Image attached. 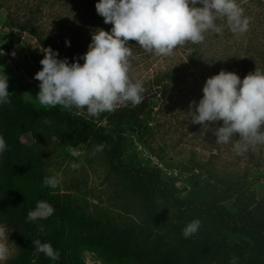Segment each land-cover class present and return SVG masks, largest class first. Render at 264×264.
Listing matches in <instances>:
<instances>
[{
    "label": "rangeland",
    "instance_id": "rangeland-1",
    "mask_svg": "<svg viewBox=\"0 0 264 264\" xmlns=\"http://www.w3.org/2000/svg\"><path fill=\"white\" fill-rule=\"evenodd\" d=\"M98 2L0 0V73L8 77L10 94L20 93L38 110L53 109L40 106L35 98L40 82L34 76L42 70V50L51 47L58 59L67 58L70 64L82 57L93 31L112 28L97 14ZM244 2L236 0L240 7ZM248 11L261 51L264 0H255ZM223 22L216 21L221 33L209 30L203 43L187 42L171 56L157 57L129 41L130 76L133 82H143L145 110L128 103L97 119L86 108L69 111L58 105L60 111L94 125L96 137L43 120L20 139L36 156L42 185L45 177L60 179L56 188L44 187L54 213L36 222L59 247L64 264H232L233 258L236 264H264V164L248 168L233 151L238 137L228 144L215 142L214 131L222 122L194 125L188 113L190 102L198 104L202 98L206 80L232 70L237 59L233 32L230 36ZM78 62L83 65L84 60ZM157 76L164 79L165 88L154 86ZM106 138H111L110 144ZM101 144L103 150L92 155ZM69 145L81 156H71ZM257 148L264 154V145ZM81 160L84 163L73 170L71 163ZM4 169L3 152L0 227L8 234L9 252L0 264H57L44 254H32L28 234L16 227V210L1 192ZM138 169L174 186L182 199L208 203L224 215L187 206L153 211L144 202L143 182L133 176ZM156 199L160 205L161 196ZM197 219V233L184 238L183 229Z\"/></svg>",
    "mask_w": 264,
    "mask_h": 264
},
{
    "label": "clouds",
    "instance_id": "clouds-1",
    "mask_svg": "<svg viewBox=\"0 0 264 264\" xmlns=\"http://www.w3.org/2000/svg\"><path fill=\"white\" fill-rule=\"evenodd\" d=\"M199 5V6H197ZM96 12L105 24L112 25L110 32L96 29L91 34L88 51L76 62L67 58L58 59V52L51 47L44 48L40 61L42 70L34 79L39 81V92L35 98L44 108L58 105L71 111L86 108L91 117L99 119L103 113H111L119 106L131 103L133 107L143 102V82L130 76L132 51L129 41L157 57L171 56L174 49L187 42L203 43L204 33L211 30L221 33L216 21L226 18L234 34L249 30L250 18L244 16V9L236 0H99ZM66 46L70 42L66 40ZM83 59L81 65L78 60ZM8 77L0 73V104H10ZM203 96L189 104L191 123L210 127L222 122L214 131L217 144H228L234 137L233 151L238 155L264 145V73L255 70L243 80L233 72L221 70L208 78L202 89ZM104 145L94 147L92 155L102 151ZM8 149L0 136V153ZM73 157H80L77 148L67 146ZM79 163H71L73 170ZM60 179L45 177L43 187L56 188ZM55 209L45 201H38L34 210L28 213V220L47 218ZM201 222L193 220L183 229L184 238L197 233ZM0 261L6 260L9 249L8 234L0 227ZM36 254L43 253L51 260L60 258L59 251L49 243L40 240L32 242ZM232 264H236L235 258Z\"/></svg>",
    "mask_w": 264,
    "mask_h": 264
},
{
    "label": "trees",
    "instance_id": "trees-1",
    "mask_svg": "<svg viewBox=\"0 0 264 264\" xmlns=\"http://www.w3.org/2000/svg\"><path fill=\"white\" fill-rule=\"evenodd\" d=\"M245 1V0H244ZM242 4L244 9V16L250 18L249 30L245 33H233L234 42H236L235 55L237 59L234 61L233 69H227L228 72L237 74L243 80L249 73H254L259 70L264 73V49L260 51V40L254 37L252 33V13L248 11L249 5L255 0H246ZM249 12L248 14H245ZM223 20L225 31L229 33L230 29L227 25L226 18ZM26 31L25 27L21 28ZM232 36V31L231 34ZM237 38V40H236ZM43 40V39H41ZM45 46V41H42ZM167 78L170 77L165 72ZM163 78L156 77L154 86L158 88H165L161 86ZM160 90V89H159ZM10 104H0V136H2L8 146L5 153V169L4 182L2 185V194L6 203L14 208L18 217V224L16 227H22L30 240L31 252L36 253L33 241L40 240L41 243H49L52 247L59 251L60 258L57 264H64L59 247L55 244L52 238L44 233L41 227L35 221L28 220V213L35 209L38 201H45L51 205L50 199L47 196L46 190L42 186L41 177L37 169L36 156L32 149L20 143L22 136L32 132L36 126L43 120H50L55 124L63 126L72 132L87 136L96 137L98 130L89 122H80V118L72 117L71 115L60 111L57 108L51 110H38L32 104L26 103L20 93L10 95ZM140 105V110L147 108L143 101ZM110 144L111 138L105 139ZM258 145L255 149L249 148L248 151L240 154L246 162L248 168L259 167L264 164V154L258 151ZM133 176L143 182L144 185V202L153 211H168L172 209H182L185 206L188 208L199 207L201 209L210 210L212 213L223 216V212L218 209H213L208 203L200 201H190L189 198L182 199L176 195V188L172 185L162 181L160 177H156L149 170L138 169L132 171ZM156 196V197H155ZM161 196V204H157L155 200ZM43 255V253H39Z\"/></svg>",
    "mask_w": 264,
    "mask_h": 264
}]
</instances>
